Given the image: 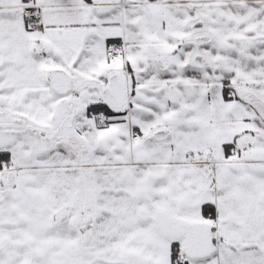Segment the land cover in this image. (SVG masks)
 <instances>
[{
  "label": "snow or ice",
  "instance_id": "obj_1",
  "mask_svg": "<svg viewBox=\"0 0 264 264\" xmlns=\"http://www.w3.org/2000/svg\"><path fill=\"white\" fill-rule=\"evenodd\" d=\"M0 264H264V0H0Z\"/></svg>",
  "mask_w": 264,
  "mask_h": 264
}]
</instances>
